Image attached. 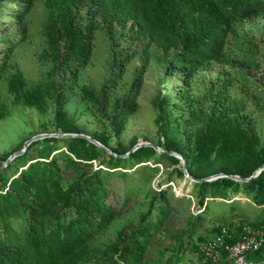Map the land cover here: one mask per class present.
<instances>
[{"label": "trees", "instance_id": "trees-1", "mask_svg": "<svg viewBox=\"0 0 264 264\" xmlns=\"http://www.w3.org/2000/svg\"><path fill=\"white\" fill-rule=\"evenodd\" d=\"M38 4L46 14L38 59L50 68L34 81L11 60L30 37L28 16ZM254 17L264 19V0H0V44L5 45L0 82L12 68L6 80L11 103L40 113L53 107L55 132L85 134L64 109L68 89L77 84L85 111L98 126L90 136L112 151L79 136H51L31 142L5 164L27 137L1 157L0 264H181L186 251L209 264L200 245L222 228L235 241L246 226L264 227V168L248 181L230 177L248 178L264 166V143L246 102L249 93L260 101L247 75L260 65L253 53L258 45L243 40L237 29ZM100 36L111 45V63L108 78L97 88L79 83L78 72L91 63ZM128 38L137 48H121ZM135 57L142 58V67L122 93ZM151 58L166 67L163 91L152 101L163 151L145 145L130 152L137 138L129 146H111L112 136L118 138L137 112L142 73ZM228 67L236 78L228 75ZM215 68L220 69L208 72ZM169 76L183 82L172 84ZM8 115L0 109V119ZM170 151L185 159L196 179L225 175L190 180L182 158ZM95 161L100 165L93 168ZM164 161L175 167L164 181L185 178L188 195L175 196L169 184L150 186L144 208L126 216L115 235H103L128 211L139 183ZM117 178L123 182L119 206L109 201ZM244 204L255 211L254 218L241 214ZM183 210L186 218L179 220ZM163 237L171 243L150 254L154 241ZM224 256L219 264H232ZM247 257L262 264L264 245Z\"/></svg>", "mask_w": 264, "mask_h": 264}, {"label": "rangeland", "instance_id": "rangeland-1", "mask_svg": "<svg viewBox=\"0 0 264 264\" xmlns=\"http://www.w3.org/2000/svg\"><path fill=\"white\" fill-rule=\"evenodd\" d=\"M12 7L16 8L17 3H14ZM45 17L46 14L42 5L38 4L32 9L28 16L30 37L25 43L19 46L11 60L12 64L20 68L29 79L34 81L44 78L50 68L48 62H41L38 59V55L44 45L41 29ZM237 29L243 40L253 39L258 45V47L254 49V51L257 52L253 53H255L254 58L259 61L260 65L257 68L252 67L251 73H248L247 75L249 76L250 83L254 85L251 88H256V95L259 97L260 101L258 102L253 98L251 93L246 97L240 91L236 92L246 97L248 110L251 113L253 120L256 122L261 142L264 143V19L254 17L246 20L244 27L238 25ZM4 46V44H0V48H3ZM110 47L111 45L100 36L91 63L88 64L86 68L80 69L78 72L79 83L94 84L97 88H100L110 74ZM125 47L134 50L137 48V44L129 39L128 42L124 41L122 43L121 48ZM2 55L3 54L0 53V58ZM142 63V58L135 57V59L128 65L124 77V88L120 92L126 93L129 90L134 76L137 74L138 68L142 67ZM238 67L247 68V65L238 64ZM11 69L12 68H10L9 72L4 74V79L0 82V109L5 108L9 112L8 116L0 119V159L5 153L13 152L16 146L25 138H31L37 134L56 131L52 120L54 115L53 107L48 109L45 113H40L36 109L14 106L11 103V97L7 92L6 81L9 73L12 72ZM165 69L166 67L164 64H160L155 58L150 59L148 66L142 73V83L137 98V112L128 117L126 128L118 138L112 136L110 141L111 146H117L118 142L123 146H129L133 138H137L139 143H151L154 146H158L159 135L155 124L157 113L153 107L152 101L156 99L160 91H163L160 78L165 73ZM219 69L220 68H215L208 72L214 73ZM227 70L228 71L226 72L228 75L236 78L235 71H230L229 67ZM168 79L172 84L183 82L181 79H177V76H169ZM67 94L69 101L64 106L65 111H67L69 115L75 116L85 134L90 136L98 126L93 117L85 111L86 105L78 94L77 84L73 85L72 83V87L68 89ZM110 134L113 135V132H110ZM148 164L152 165L151 162ZM98 165H100L99 162L95 161L92 167L96 168ZM174 168L175 167L172 164L164 161V163L159 164V170L157 173L153 175L147 174L143 181L139 183L133 199L129 202L127 206L128 211L123 216L117 218L111 229L104 232L103 235H106V237L115 235L118 226L123 222L126 216L130 214L137 215L140 210L144 208L142 199L144 193L150 186H154L155 188H168L169 184L175 196L188 195L191 190V185L187 183L185 178L175 176L168 183L164 181L165 178L173 172ZM112 189L114 191L109 197V201L115 206H119L120 202L123 200L122 179L117 178L114 181ZM239 197H241L242 202L246 200L244 196ZM192 207L193 205L191 208ZM240 209L242 210L241 214L250 219L254 218L256 215L255 211L246 204L242 205ZM185 212L186 211L183 210L177 213V218H179V220L186 218ZM235 220L238 222V218ZM177 224L181 225V221H177ZM170 243L171 241L169 237L157 238L151 246L150 254L154 255L155 250L168 246ZM181 264H205V262L196 252L186 251L185 259Z\"/></svg>", "mask_w": 264, "mask_h": 264}, {"label": "built area", "instance_id": "built-area-1", "mask_svg": "<svg viewBox=\"0 0 264 264\" xmlns=\"http://www.w3.org/2000/svg\"><path fill=\"white\" fill-rule=\"evenodd\" d=\"M244 229L240 238L235 241H231L234 236L224 227L216 236L203 242L200 249L205 261L209 264H219L226 259V253L232 264H252L247 255L264 245V227L246 226Z\"/></svg>", "mask_w": 264, "mask_h": 264}, {"label": "water", "instance_id": "water-1", "mask_svg": "<svg viewBox=\"0 0 264 264\" xmlns=\"http://www.w3.org/2000/svg\"><path fill=\"white\" fill-rule=\"evenodd\" d=\"M51 136H56V137H69V136H79V137H83V138H86L94 143H96L97 145L101 146V147H104L109 153H112V151L110 149H108L107 147L103 146L101 143H99L96 139L92 138L91 136L87 135V134H82V133H60V132H49V133H42V134H37L35 136H32L31 138H29L28 140H26V142L24 143V147L19 150V151H16L14 153H12L8 159L5 161V164L8 163L9 161H11L14 157L18 156V155H21L26 149L27 147L29 146V144L35 140H38V139H42V138H45V137H51ZM145 145H151V146H154L153 144L151 143H137L131 150L130 152L134 151L135 149L141 147V146H145ZM158 151L162 152L163 150L160 149V147L158 146H154ZM128 152L127 154H125L124 156H127L129 155ZM170 154H173V155H176L180 158H182V164H183V171L185 173V176L187 178H189L190 180H193V181H201V180H212V179H216L218 177H221V176H224L225 174L223 173H220V174H215V175H212V176H209V177H206V178H203V179H196L195 177H193L192 175L189 174V172L187 171V167H186V161L185 159H183V157L180 155V154H177L175 152H169ZM264 168L261 167L259 168L252 176L248 177V178H242L240 176H237V175H230V177L236 179V180H240V181H248L250 180L251 178H253L254 176H256L262 169Z\"/></svg>", "mask_w": 264, "mask_h": 264}]
</instances>
